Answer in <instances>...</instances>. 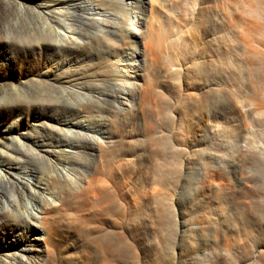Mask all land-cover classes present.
<instances>
[{
	"label": "bare ground",
	"instance_id": "1",
	"mask_svg": "<svg viewBox=\"0 0 264 264\" xmlns=\"http://www.w3.org/2000/svg\"><path fill=\"white\" fill-rule=\"evenodd\" d=\"M25 2L35 34L3 26L0 44L59 48L71 72L47 80L56 93L11 88L21 107L59 108L30 125L51 144L12 141L27 174L0 164V227H27L4 247L31 258L14 264H202L238 249L264 264V0ZM238 143L224 188L206 148Z\"/></svg>",
	"mask_w": 264,
	"mask_h": 264
},
{
	"label": "rangeland",
	"instance_id": "2",
	"mask_svg": "<svg viewBox=\"0 0 264 264\" xmlns=\"http://www.w3.org/2000/svg\"><path fill=\"white\" fill-rule=\"evenodd\" d=\"M24 7H26V9H24ZM61 10L64 11V8H61ZM37 21L40 23V19L38 20V17L30 12L27 7V2L20 5L18 0H0V28L7 25L15 28L17 25L22 36L25 34L34 35V24L37 23ZM37 49V47L28 46V49H25L24 51H16L9 48L7 45L0 44V151L7 154L6 158H2L0 156V164H3V167L6 165L11 166L15 169V171H22L25 172V174L29 171L31 164L27 163L25 159L17 158L15 152V148H17V146L14 145L13 149L12 141L16 140L19 144L21 143L23 148L37 152L39 148L34 146V141H40V143L42 142L43 144H51L56 139L55 135L46 130L33 131L30 125L35 118L43 119L47 116L54 115L56 110L59 111V108H54L51 104H43L42 106H45L43 108L21 107V103L13 99L11 88H20L23 86V82L26 81L42 84L40 80H43V88L56 93L55 89L49 85L51 82H48V79L54 78L59 80L61 77L68 76L69 72H71L69 71V64L67 62L70 57L68 52L50 46L44 47L41 51H38ZM77 55L79 56L80 54ZM43 73L46 75L40 79L39 75ZM59 75L61 77H59ZM45 77H47V79H45ZM37 80H39V82H37ZM64 80L65 79H62L61 81L63 82ZM7 99L9 100L6 106L4 102ZM57 113L59 114V112ZM22 133L30 134V138L27 141H23L21 138ZM210 134L211 133L206 132L205 137H210ZM250 138L254 141L255 145H259L262 142L260 133L259 131H256V129H254ZM239 145H241V143L234 146H221L224 153H222L221 150L206 148V152L210 154V160L213 161L215 180L220 182L224 188H229L228 181H221L217 176H220V171L224 169L223 167L227 168L232 166L230 160ZM58 149L59 148L54 151L58 153ZM234 168L235 167H233V169ZM189 169L199 170V166L194 165L189 167ZM234 171L236 173V177L238 178V168H235ZM247 172L256 174V171L251 169H247ZM8 192L10 191L7 190V194H9ZM185 196H187L186 193L179 195L178 201L174 204V211L176 212L175 219L178 222L180 221V217L177 216L178 209L181 206H185L188 202ZM25 228L27 227L24 226L23 223H18L17 228L14 230L12 229V235L9 236L8 232L10 231L0 227V264H14L15 257L16 260L17 258L18 260L20 258L22 262L25 261V259L31 261L29 256H26V258L25 256H21L20 252H17L15 246H12L11 249L4 248L11 244V240H16V234L20 233L21 230H25L26 232ZM253 234L254 237L252 236V238H250L251 240L249 239V242H246L248 245L246 249L252 251L256 248L254 241L252 240L258 235L255 232ZM24 236L26 244L28 247H31L29 242L31 236L34 237L33 233H25ZM237 251L241 253V249L234 250V253L231 252L232 255L229 254L231 256L226 257L221 255L216 256L215 254H211L209 252H203V254L199 257V260H201V262L203 261L204 264H210L215 259L219 260L220 263L222 262L221 264H242V259H240V254ZM172 252L173 258H175V253H178V245L176 248H173ZM67 253H72V250L68 249Z\"/></svg>",
	"mask_w": 264,
	"mask_h": 264
},
{
	"label": "built area",
	"instance_id": "3",
	"mask_svg": "<svg viewBox=\"0 0 264 264\" xmlns=\"http://www.w3.org/2000/svg\"><path fill=\"white\" fill-rule=\"evenodd\" d=\"M67 18H64V21L66 20ZM60 20V19H59ZM65 28V27H64Z\"/></svg>",
	"mask_w": 264,
	"mask_h": 264
}]
</instances>
